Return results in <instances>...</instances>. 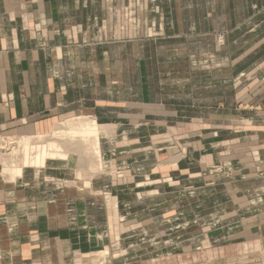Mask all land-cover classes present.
I'll return each mask as SVG.
<instances>
[{"label": "crops", "instance_id": "0c3cea01", "mask_svg": "<svg viewBox=\"0 0 264 264\" xmlns=\"http://www.w3.org/2000/svg\"><path fill=\"white\" fill-rule=\"evenodd\" d=\"M72 115L102 167L0 176V264H184L220 239L264 263V0H0V138Z\"/></svg>", "mask_w": 264, "mask_h": 264}, {"label": "bare ground", "instance_id": "6f19581e", "mask_svg": "<svg viewBox=\"0 0 264 264\" xmlns=\"http://www.w3.org/2000/svg\"><path fill=\"white\" fill-rule=\"evenodd\" d=\"M96 123L97 122H95V119L93 120L88 116H73L67 118V120L57 123L53 128V133L49 136H23L20 138H16V140L13 141V138L8 137L9 141H7L6 144H8V146L9 144H14L12 147L9 146L11 150H9L8 153L0 152L2 174L6 176V178L15 179L21 174L22 168L24 166L39 167L44 163V160L46 158L66 157L69 152H76L77 154H79V161L83 162L84 158H90V160H93L94 164L91 163L93 165H90L89 169H93V172H97L102 167L103 162L100 158V149L98 145V138L100 134L99 125ZM68 141L74 142L75 144L70 145L68 144ZM6 144L3 142L1 145L4 146ZM106 254V251L101 250L98 253V257L103 258ZM179 258V261H186L189 256L182 255ZM156 261L158 262V264L175 263V260L173 261L172 259H168V261L165 259H156Z\"/></svg>", "mask_w": 264, "mask_h": 264}, {"label": "rangeland", "instance_id": "374dc122", "mask_svg": "<svg viewBox=\"0 0 264 264\" xmlns=\"http://www.w3.org/2000/svg\"><path fill=\"white\" fill-rule=\"evenodd\" d=\"M123 12L124 13L122 16V20L120 22L121 24L119 23V26H121L122 28L125 27L126 29H131L130 26L132 24L134 25L136 23V19H137L136 17L138 15V13L135 12L134 8L131 6H126V8H123ZM125 36L126 37L131 36L130 32L128 34H125ZM222 37H223L222 33H220V32L216 33L215 39H216L217 45H223L224 38H222ZM72 116H74V115H72ZM11 138H13L12 141L16 140L15 137H11ZM7 141H9L8 137L0 138V152L8 153V151L11 150L10 147H12L14 143H12L11 145L9 144V146H10L9 147L8 144H6ZM3 142L6 145H4V146L1 145ZM68 142H69L68 144H70V145L75 144L74 142H70V141H68ZM7 163H9V162H7ZM1 168L2 167H1V163H0V176L2 178L10 180L9 178H6V176H4L2 174ZM108 216H109V218H111V215H108ZM109 223L111 226L110 232L112 233L113 232L112 223H111V221ZM203 241L207 242V240H203ZM225 242H228V240H226V239H220L218 241L213 240L211 243H210V241H208L206 244H204L202 242L203 245H202V243H200L199 245L201 248L206 247L204 245L208 246L210 244L214 245V248L213 249L211 247H210L211 249L210 248H206V249L204 248L203 250H199V251H202L200 253L198 251V253H193V254L189 255V258H187V260L184 261V264H264L260 258V256H262V254H263L261 250L259 251L255 248H252L253 250L249 249L248 251L244 252L241 246L240 247L234 246V245L233 246L229 245L228 247L222 246L223 244H226ZM95 247L96 246H93V249L91 250L90 255L92 257L95 256V258H97V256H98L97 254L100 251V248H95ZM215 250H216V252H214ZM104 251L109 252V253H111V252L113 253L116 250L113 251V248H109V246H108V247L104 248ZM179 251H180L179 249H174L172 251L160 250L159 253H155V254H158L156 256H159V255L169 254V253L174 254V253H177ZM259 259H260V261H259ZM139 262H143V260L140 259ZM142 264H148L147 260H145Z\"/></svg>", "mask_w": 264, "mask_h": 264}]
</instances>
